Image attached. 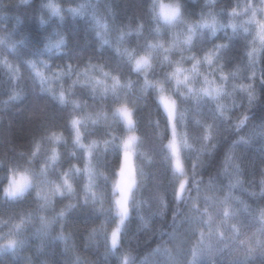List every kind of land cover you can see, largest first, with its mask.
Instances as JSON below:
<instances>
[{
  "label": "clouds",
  "instance_id": "1",
  "mask_svg": "<svg viewBox=\"0 0 264 264\" xmlns=\"http://www.w3.org/2000/svg\"><path fill=\"white\" fill-rule=\"evenodd\" d=\"M0 264H264V0H0Z\"/></svg>",
  "mask_w": 264,
  "mask_h": 264
}]
</instances>
